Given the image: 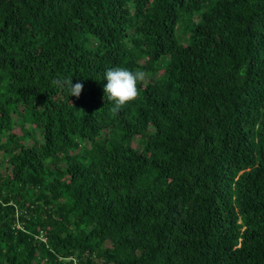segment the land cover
<instances>
[{
    "label": "trees",
    "instance_id": "16d2710c",
    "mask_svg": "<svg viewBox=\"0 0 264 264\" xmlns=\"http://www.w3.org/2000/svg\"><path fill=\"white\" fill-rule=\"evenodd\" d=\"M0 264H264V0H0Z\"/></svg>",
    "mask_w": 264,
    "mask_h": 264
},
{
    "label": "clouds",
    "instance_id": "9594fccd",
    "mask_svg": "<svg viewBox=\"0 0 264 264\" xmlns=\"http://www.w3.org/2000/svg\"><path fill=\"white\" fill-rule=\"evenodd\" d=\"M148 79L145 71L129 70L124 67L109 68L104 73L103 80L107 83L103 86L104 99L112 103L111 112L115 115L128 103L137 99L139 95L138 83H144ZM51 83L60 91L67 90L69 96L79 97L83 89V83H73L71 78H55Z\"/></svg>",
    "mask_w": 264,
    "mask_h": 264
}]
</instances>
